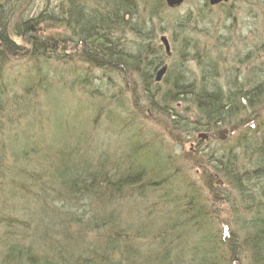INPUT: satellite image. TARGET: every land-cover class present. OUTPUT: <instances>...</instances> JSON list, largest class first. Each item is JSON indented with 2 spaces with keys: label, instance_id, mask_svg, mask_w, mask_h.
Wrapping results in <instances>:
<instances>
[{
  "label": "trees",
  "instance_id": "16d2710c",
  "mask_svg": "<svg viewBox=\"0 0 264 264\" xmlns=\"http://www.w3.org/2000/svg\"><path fill=\"white\" fill-rule=\"evenodd\" d=\"M21 1L0 0V81L2 65L7 62V56L27 53L30 58L43 60L35 64V76L32 78L36 81L31 79V86L37 85L38 81L43 86L41 90H52V83H45L52 75V70L45 67L47 60L54 53L58 55L59 52L69 51L72 53L69 54L71 59L75 58L83 65L74 64L69 68L68 88L77 86L84 93L87 103L83 105L87 116L79 119L78 127L77 120H67L61 124V129L58 128L60 132L56 134L59 137L51 141L58 142L60 146L47 144L42 149L41 144L30 137L22 140L23 153H36L38 159L35 165L30 158L25 167L15 168L11 183L26 185L29 193H33L39 202L44 199L39 204L43 215L47 210V200L52 201L50 211L59 218L56 222L52 215L47 219L41 216L40 230L37 233L35 230L36 234L31 233V236L19 234L16 229L12 236L9 235L10 243L5 245V258L13 264L19 258L26 260V264H164L171 251L168 241L154 240L159 245L153 253L156 258L152 259L147 250L146 253L142 251L143 254L136 248L137 242L141 244V239L122 226L125 221L119 219L116 211L117 203L125 202L128 196L126 188L136 189V195L140 197L144 189L162 186L168 176L174 175L169 169L172 154L165 150L161 140L151 137L149 129L139 127L137 121L141 113L148 110L155 118L158 114L172 119L173 123L170 122L168 126L166 121L163 123L168 133H174L173 130L177 131V126L184 120L174 105L188 99L189 103L196 105L198 117L193 122L195 129L214 130L244 107L241 99L247 100L248 105H251V101L257 105L264 103V73L262 70L255 73L248 82L242 81L239 86L229 80L221 84L217 64H213L210 52L199 48L190 34L181 32L190 20L189 12L168 8L163 0H61L55 8L50 6L51 0H43L45 6L39 8L37 14H31V7L26 12L21 11L18 19L11 22L9 19L15 15ZM30 1L27 5L32 4L33 0ZM230 5L232 7V3ZM227 6L219 4L225 14L231 9ZM202 12L203 17L214 12L206 0ZM167 24L173 30L177 29L172 34L170 56L165 54L157 38ZM55 26L64 29L65 36L58 34V38L48 36L44 39L43 29L46 31ZM11 32L22 39L23 45L12 39ZM60 47L62 49L59 50ZM202 55L205 60L200 61ZM251 56V51L246 53V62ZM168 58H171V64L162 80L155 82L156 71ZM189 60L198 61L199 67H202L199 75L188 68ZM57 78L60 81L65 76L59 73ZM246 85L249 86L247 90ZM2 87L0 82V108L4 102L17 104L20 96L7 97ZM29 89L30 86H26L24 90L27 92L23 90V93H28ZM21 95L23 98L25 94ZM22 98L18 105L31 112L30 126H33L39 118L35 115L36 106L22 102ZM49 104L47 102V106ZM54 107V110H58L59 104ZM25 115L28 116L27 113L15 116ZM104 127L110 128L116 137L112 139L101 135L99 131ZM27 131L22 133L27 136ZM250 147L256 157L249 167L255 166L256 171L263 173L264 141L252 143ZM226 152L229 155L225 161L222 159L223 152L219 158L212 152L208 163L224 173L226 179L231 178L236 188L242 191L241 184L237 182H246V167L231 162L229 158L234 156L230 151ZM239 170H242L243 176L239 175ZM259 176L254 173L252 179ZM54 184L60 185V192ZM249 199L251 201V197ZM191 200L187 222L177 221L171 226L177 236L184 228L196 227L204 219L200 207H196L193 198ZM258 218L250 221L249 227L253 233L246 237L251 249V264H264V218ZM48 222L53 223L55 228ZM53 231L56 236L48 240L51 237L49 232L51 234ZM33 234L45 241L38 246L43 248H34L30 243V237H36ZM161 234H154L153 238ZM232 235L226 244L229 243V249L234 253ZM21 237L29 239V243L24 245ZM206 246L198 262L192 264H215L217 258L223 262L220 264L227 263L218 246L208 245V242ZM51 252L55 255H51Z\"/></svg>",
  "mask_w": 264,
  "mask_h": 264
},
{
  "label": "rangeland",
  "instance_id": "374dc122",
  "mask_svg": "<svg viewBox=\"0 0 264 264\" xmlns=\"http://www.w3.org/2000/svg\"><path fill=\"white\" fill-rule=\"evenodd\" d=\"M28 1H21L16 8L15 15L9 19L11 22L17 20V16L23 10L26 12L32 7L31 14H37L39 8L45 6L43 0H33V2L31 0L30 3L32 2V4L29 3L30 5H27ZM59 1L61 0H51L50 6L55 8ZM204 1L184 0L182 5L178 7L181 11H188L190 17L189 22L185 24L181 32L190 34L199 48H204L210 52L214 61L213 64H217L216 68L220 74L218 81L224 84L226 80H229L239 86L245 81L248 82L255 73H260L261 70L264 73V0H228L227 7L231 8L228 14H225L219 5L211 6L208 4L213 7L214 12L203 17ZM206 2L208 3V0ZM165 27L163 32L157 34L158 43L163 46L159 37L164 35L171 49L172 34L177 29L173 30L170 24L165 25ZM58 34L65 36L64 29L58 26L42 31L44 39L48 36L58 38ZM10 36L17 43L23 45L22 39L14 36L13 32L10 33ZM250 51L252 58L246 62V53ZM62 53L67 55L63 56ZM69 54L72 53L63 51L59 52L58 55L54 53L52 58H48V65L45 67L52 70V75L49 74L51 75L49 79L44 81L45 83H52L53 88L52 90L49 88L47 91L41 90L43 86L41 83L38 84V81L37 85L32 87L33 81H30L35 76L33 74L35 64L42 63V58L36 60L30 58L27 53H12L7 56V62L2 65L4 68L0 82L6 96L17 98L20 96L22 98L21 94H25L22 102L36 106L35 115L39 118L38 122L30 126L31 112H26L24 108L18 105L21 101L20 98H18L17 104L11 105L4 102L0 108V110L2 109L0 112V264H13L5 258V245L10 243L8 238L12 232L18 229L19 234L26 235L27 233L31 236L35 230L36 233L39 232V225H42L39 223L41 216L47 219V216L52 215L56 222L59 218L56 213L53 214L50 211L52 201L47 200V210L43 215L39 204L44 199L39 202L37 198H34L33 193L32 195L29 193L26 185L24 187L12 185L10 179L15 173V168L25 167L30 158L35 165L38 159L36 153L30 155L23 153L21 146L24 138L30 137L38 141L42 149L46 148L47 144L60 146L58 142L51 141L57 139L56 134L61 129V124L67 120L73 122L77 120L76 125L78 127L79 119L87 116V111L84 109L85 105H83L87 103L84 93L77 86L68 88L69 68L74 64L82 67L83 64L75 58L71 59ZM203 59L205 60L203 55L200 56V61ZM171 62V58L165 60L166 69ZM187 66L193 74H200L202 67H199L197 60H189ZM59 73L65 76L60 81L57 80ZM67 73L69 74L67 75ZM65 79L66 81L63 82ZM26 86H30V91L23 93ZM24 91L27 92V90ZM47 102H50L48 106ZM189 102L187 99L174 105V109L180 112L186 120V122L183 120L180 123L181 126H177V131L173 130L174 133H168L163 123L166 121L168 126L170 122L173 123L172 119H165L158 114L155 118L148 110V113L146 111L141 113L142 116L137 121L139 127L149 129L151 137H155L158 141L161 140L165 150L172 154L169 169L174 172V175L168 176L162 186L144 189L143 195L140 197L136 195V189L126 188L125 191L128 196L125 198V202H121V204L118 202L116 205L118 217L121 221H125L122 226L126 227L129 233L133 232L141 239L139 242L141 244L137 242V247H135L141 252L146 253L145 250H147V254L152 259L156 258L153 253L159 246L154 240L157 242L161 239L168 241L167 245L171 251L164 264L197 263L204 253V247H207L206 242L208 245L214 244L222 250L224 258L227 259L226 264H251V249L248 245L249 242H246V237L253 233L249 227L252 218H264V172L259 173L255 166L249 167L256 157L250 146L252 143L264 141L262 137L264 136V103L257 105L251 101V105H248L247 100L241 99L240 103L244 107H240L241 109L237 114H231L222 125L211 130L207 128L195 129L193 122L198 117L196 105ZM57 104H59V109L56 108V111L54 106ZM77 107H80L81 110H75ZM20 113H27L28 116H15ZM176 124L178 125V121ZM28 127H30L29 131H27ZM223 129L227 132L224 134V138L220 139L218 138V131ZM64 130L65 128L62 129V131ZM23 131H27V136L22 133ZM99 133L106 138L113 139L116 137L110 128L104 127ZM200 133L206 135L207 138L197 137ZM245 145L246 147H244ZM119 147H121L120 144ZM226 151H230L232 157L234 156L229 158L231 162L233 161L243 168L246 167V182L245 180L237 182L241 184L239 186L242 191L236 188L234 182L230 180L231 178L226 179L227 176L224 173L219 172L212 164L208 163L209 154L212 152L215 153L216 158H219L223 152L222 159L225 161L229 155ZM231 168L230 171L232 172ZM239 171V175L243 176L242 170ZM3 172L5 173L2 174ZM254 173L260 175L258 179H252ZM216 179L220 180V185L215 181ZM160 180L162 181L163 178ZM53 186L59 192L61 191L59 184ZM191 198L197 203L196 207H200L204 219L196 227L184 228L182 233H178L179 236H177L171 226L177 221L186 223L187 219L190 218L188 206H192L193 200ZM49 224L55 228L53 223ZM54 231L51 234L49 232L51 237L48 240L56 236ZM164 231L167 232L164 233ZM168 231L171 232L168 234ZM158 233L162 234L153 238L154 234ZM35 234L33 236L39 237L38 240H35L36 237H30L32 240L30 243L33 244L34 248L45 243V241H41L40 236ZM231 234H233L231 239L234 242L232 245L235 248L234 253L230 251L229 243L226 244ZM30 240L24 237L21 242L26 245ZM51 255L55 254L51 252ZM220 263L223 262L217 258L215 264ZM16 264H26V260L19 258Z\"/></svg>",
  "mask_w": 264,
  "mask_h": 264
},
{
  "label": "water",
  "instance_id": "95a60500",
  "mask_svg": "<svg viewBox=\"0 0 264 264\" xmlns=\"http://www.w3.org/2000/svg\"><path fill=\"white\" fill-rule=\"evenodd\" d=\"M228 0H208V3L213 6V5H216L218 3H221V2H227ZM183 0H164V3L167 7L169 8H177L179 7L181 4H182ZM160 41L161 43L163 44V47H164V51L166 52L167 55L170 54V48H169V43H168V40L166 38V36L164 35H161L160 36ZM166 71V64H163L157 71H156V74H155V82H158L161 80L164 72ZM227 132V130L223 129V130H220L219 131V138L220 139H223L224 138V134ZM198 137L201 138V139H206V135L200 133L198 134Z\"/></svg>",
  "mask_w": 264,
  "mask_h": 264
},
{
  "label": "flooded vegetation",
  "instance_id": "af4514ba",
  "mask_svg": "<svg viewBox=\"0 0 264 264\" xmlns=\"http://www.w3.org/2000/svg\"><path fill=\"white\" fill-rule=\"evenodd\" d=\"M169 56H170V55H169ZM246 87H247V88H246V90H247V89L249 88V86L246 85ZM206 137H207V136H206ZM216 181L218 182L217 179H216ZM220 183H221V182L219 181L218 184L220 185Z\"/></svg>",
  "mask_w": 264,
  "mask_h": 264
}]
</instances>
